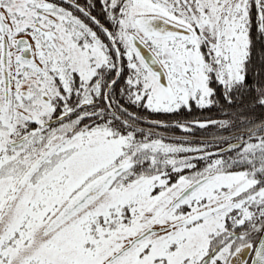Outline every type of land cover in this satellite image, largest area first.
Masks as SVG:
<instances>
[{"label": "snow or ice", "instance_id": "1", "mask_svg": "<svg viewBox=\"0 0 264 264\" xmlns=\"http://www.w3.org/2000/svg\"><path fill=\"white\" fill-rule=\"evenodd\" d=\"M0 264H264V0H0Z\"/></svg>", "mask_w": 264, "mask_h": 264}]
</instances>
